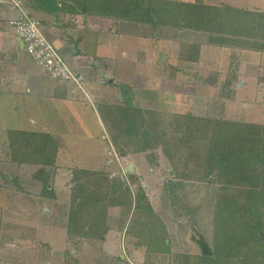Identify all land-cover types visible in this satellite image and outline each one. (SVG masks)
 <instances>
[{
  "label": "rangeland",
  "instance_id": "1",
  "mask_svg": "<svg viewBox=\"0 0 264 264\" xmlns=\"http://www.w3.org/2000/svg\"><path fill=\"white\" fill-rule=\"evenodd\" d=\"M203 1L264 12V0ZM84 7L95 13L97 27L87 23L86 31L68 32V25H77L75 14L68 13L71 21H61L59 29L66 46L62 55L83 73L86 94L67 97L76 103L52 98L57 81L47 78L43 95L37 83L27 79L8 86L9 77L0 85L19 90L13 95L0 92V264H181L183 255H200L204 244L212 247L215 187L210 179L181 180L179 168L164 158L161 146L135 152L120 144V154L111 125L124 126L121 112L126 111L127 99L162 117L189 112L263 122L264 52L217 46L198 38V32L194 38L186 36L185 42L175 41L166 28L106 18L100 12L105 7L96 1L92 8ZM197 40L200 61L178 63L179 53H188L186 47ZM24 51L22 61L37 68ZM179 65L180 71L175 70ZM17 129L54 132L57 144L50 146L49 156L34 152L25 157L9 146V132ZM35 164H45L50 173L49 197L41 195L43 181L35 176L42 173L35 171ZM87 169L109 180L122 177L133 193L138 187L145 190L156 213L154 225L163 223L167 229L157 232L159 239L166 238V255L148 252L149 240L131 231V221L135 224L141 216L135 213L136 200L128 205V195L124 206L107 208L109 231L103 238L68 237L71 195L86 179L81 171ZM41 178L47 179L45 174Z\"/></svg>",
  "mask_w": 264,
  "mask_h": 264
},
{
  "label": "trees",
  "instance_id": "2",
  "mask_svg": "<svg viewBox=\"0 0 264 264\" xmlns=\"http://www.w3.org/2000/svg\"><path fill=\"white\" fill-rule=\"evenodd\" d=\"M37 1L49 13L69 10L71 14L79 11L78 6L92 8L96 1L98 6L105 7L100 9L105 17L166 28L175 41L185 42V38H194L198 32V38H207L217 46L225 43L264 52V12L259 10L227 3L214 5L203 0ZM199 43L197 40L189 45L190 48L186 47L188 53H179L177 62H199L202 54ZM175 68L181 69L180 65ZM65 92L66 97L69 94ZM125 103L126 111L121 112L124 126L113 129L112 121L110 124L112 140L120 154H124L120 144L132 147L135 152L161 146L164 158L179 168L181 180L201 182L210 179L215 187L217 194L210 211L212 247L204 244L200 255H183L181 264H264V121L189 112L162 117L160 113L154 114L152 109L144 111L132 99ZM8 142L25 157L34 152L46 155L50 146L57 144L49 133L26 130L9 132ZM35 165H38L35 171L42 173L35 176L43 181L41 195L49 197L53 191L50 178H47L50 176L47 166ZM43 174L47 179L41 178ZM81 175L86 179L75 185L71 195L68 237L103 238L109 231L107 208L124 206L128 195V205L136 200L135 213L141 216L137 223L131 221V231H137L139 239L149 240L145 244L148 252L166 255V238L159 239L157 233L160 229L165 233L166 226L163 223L159 227L154 225L156 213L143 188L138 187L133 193L122 177L109 180L103 173L89 169L82 170ZM211 176H214L213 180ZM6 178V172H3V179Z\"/></svg>",
  "mask_w": 264,
  "mask_h": 264
},
{
  "label": "crops",
  "instance_id": "3",
  "mask_svg": "<svg viewBox=\"0 0 264 264\" xmlns=\"http://www.w3.org/2000/svg\"><path fill=\"white\" fill-rule=\"evenodd\" d=\"M17 3L18 5H16L11 0H6L5 2L0 1V85H2L3 81L4 83H6L9 77H11L10 79H12V82H10L8 86L11 83H14V81L17 79L18 80L27 79V80H30L31 82L37 83L38 93L40 95H43V87L46 86V85H43L44 83L43 80L47 78V80L53 81L54 79H52L51 77L46 75L44 72H42V70L38 67L36 63H35V66L37 68L34 69L28 60L22 61L21 56L22 58L24 57L23 51L25 49L24 47H22V43L20 42V39L15 35V33L10 28L9 20L18 17L20 15L21 9H23L24 11L28 13L30 17L39 21L41 30L44 33V35L53 44L55 43L54 45L57 46L58 50L63 55H65L64 48L66 46H65V42L63 41L64 36L63 34H61L60 27H61V21L67 24L69 21H71V17L68 16L69 10L62 11V12L57 11L55 13H49L48 10L42 9L44 6L40 4L37 0H17ZM77 9H79V11H77L76 14L74 15L75 17L72 18V20L77 25L75 26L68 25V27L66 28L68 32L69 31H81V30L86 31L87 28L83 29V27H85L87 23H89L87 27L88 26H91V28L97 27V25L95 26V19H93L95 18L94 12H90V13L85 12L83 7L81 6H78ZM83 12L86 13L87 16L86 15L83 16ZM102 26L104 27L105 25H102ZM76 53H79V52L76 51ZM71 65L72 64H70V66ZM7 73L11 75H7ZM79 73H82V72H79ZM57 82H55L56 84L55 89L53 90L51 88L53 92L50 91L49 96L52 98H60L63 100H68L70 103H76L74 100L67 98L71 96L72 94L73 96L76 95V93H74L72 90L69 91V88L71 87L70 84L59 82L61 84L60 86ZM239 85H243V83H240ZM28 90L29 88H27V91ZM64 91H66L65 93L69 95L65 97ZM0 92H4L5 95H13L14 93L19 92V90L18 91L17 89L15 90L14 87H11L5 90L4 88L0 86ZM44 92H47V91H44ZM17 130H22V129H17ZM26 131H35V130H26ZM45 133H49L51 135L56 134L54 132L50 133L48 131Z\"/></svg>",
  "mask_w": 264,
  "mask_h": 264
},
{
  "label": "built area",
  "instance_id": "4",
  "mask_svg": "<svg viewBox=\"0 0 264 264\" xmlns=\"http://www.w3.org/2000/svg\"><path fill=\"white\" fill-rule=\"evenodd\" d=\"M11 1L18 5L17 0ZM9 26L23 41L25 51L42 72L56 81L70 84L74 93L86 94L84 75L73 70L58 48L44 35L39 21L21 9L18 17L9 20Z\"/></svg>",
  "mask_w": 264,
  "mask_h": 264
},
{
  "label": "water",
  "instance_id": "5",
  "mask_svg": "<svg viewBox=\"0 0 264 264\" xmlns=\"http://www.w3.org/2000/svg\"><path fill=\"white\" fill-rule=\"evenodd\" d=\"M20 42L22 43V47H24V43H23V41L20 40ZM77 52H79V50H78ZM110 82H112V81L110 80ZM132 169H133V166L131 165V166H130V170L132 171Z\"/></svg>",
  "mask_w": 264,
  "mask_h": 264
}]
</instances>
